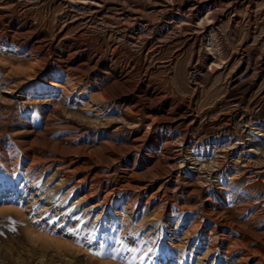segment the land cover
<instances>
[{
	"label": "rangeland",
	"instance_id": "obj_1",
	"mask_svg": "<svg viewBox=\"0 0 264 264\" xmlns=\"http://www.w3.org/2000/svg\"><path fill=\"white\" fill-rule=\"evenodd\" d=\"M59 1L0 0V7L51 35L64 24V19L57 23L64 10ZM245 13L240 11L243 17ZM104 21L91 23L84 38L78 34L83 24L75 21L59 37L81 45L84 60L77 54L68 63L60 59L63 42L44 53L0 44V80L15 86L11 96L0 93V264H264V214L257 218L256 210L248 208L255 199L227 193L214 179L194 190L185 176L176 182L153 163L167 138L181 139L179 130L160 126L167 117L164 110L178 111L193 92L188 53L173 59L169 47L154 59L164 65L173 59L151 77L174 104L138 108L120 96L127 85L104 73L110 68L109 41L114 32L128 28ZM259 21L249 43L262 50L261 42L254 44L263 30ZM222 24L228 48L236 49L248 34L247 19L232 34L228 20ZM118 39L121 57L130 56L129 50L138 52L139 47ZM96 52L99 65L93 67L87 58ZM258 61H252L251 69ZM227 62L224 73L218 69L199 78L197 112H208L214 121L234 100L227 83L239 60ZM263 82L262 77L253 91ZM251 95H243L240 109L259 112L264 124V106L246 107ZM202 127L200 119L193 131L194 151L216 137L231 136L218 134L217 127L206 133ZM198 154L197 162L216 168L211 156ZM190 162L187 169L196 170ZM248 181L239 192H258L263 186Z\"/></svg>",
	"mask_w": 264,
	"mask_h": 264
},
{
	"label": "bare ground",
	"instance_id": "obj_2",
	"mask_svg": "<svg viewBox=\"0 0 264 264\" xmlns=\"http://www.w3.org/2000/svg\"><path fill=\"white\" fill-rule=\"evenodd\" d=\"M59 2L63 4L64 10L59 14L57 23L64 19V24L58 25L57 31L51 35L41 34L35 24L26 19V21L21 18L13 19L10 9L0 7V30L4 31L0 34V44L17 50L44 53L55 50L56 44L63 42L65 54L59 58L68 63L76 54L84 60L85 54L82 46L75 41L67 40L66 37H62L61 40L59 38L73 22L79 21L83 24L78 33L80 37L85 36L90 24L96 21L105 20L108 23L116 22L126 25L128 29L114 32L113 39L111 38L107 45L106 61L110 68L104 73L114 77L118 84L127 85L120 95L126 97L125 103L130 101L138 108L143 106L150 110L158 104L163 108L174 104V98L167 100L169 96L166 91L158 87L159 84L157 85L151 77L153 70L161 69L164 65L163 62L157 63L154 60L155 57L164 48L169 47L174 48L171 52L173 59L174 56L181 57L188 53V69L191 82L194 84L193 92L184 99V105H180L181 108L178 111L164 110L167 117L160 126L170 132L179 130L181 139L177 142L167 138L164 141L165 146L163 145L165 148H162V152H155L153 154L155 161H152L156 166L158 162L160 167L167 169L168 176L176 177V182H183L184 179L181 176H185V180L192 182L194 190H199L201 184L208 182L207 185H209L214 179L227 193L231 191H238L237 194L244 193L255 199L248 208L256 210L257 218H260V214H264V124L261 123L259 112H250L243 107L240 109V106L244 99L243 95L248 93L252 95L246 107L254 110L256 107L264 106V82L253 91L260 78L263 77L264 81V25L262 32L254 41V44L258 41L262 43V50L256 49L249 43L250 37L256 33L260 25L259 19L264 24V0H60ZM79 9L87 13L78 16L75 12ZM243 9L246 12L244 17L240 15ZM224 19L228 20L231 34L237 32V26L242 19L248 21V34L236 49L230 50L223 37ZM11 32L13 36L10 35ZM117 38L139 47L138 52L129 50L130 56L122 55L121 57V44ZM97 57L96 52L94 57L87 58L89 64L94 63L93 67L99 65ZM256 58L259 60V65L256 70H253L250 66ZM173 59L165 65H172ZM233 59L239 60V66L233 72H229L227 83L230 99H234L233 104L229 110L217 114L214 121L208 116V112H197L199 78L209 77L218 69L224 73L229 66L227 61ZM224 60L226 64H223ZM208 63H210L209 68ZM245 64L248 65L246 68H244ZM14 92V84L8 83L5 79L0 80V93L11 96ZM120 96L118 95L119 100ZM176 104L178 105V102ZM200 119L203 125L201 130L204 132L208 133L212 127H217L218 134L231 136L216 137L208 146H201L194 151L191 148L196 138L193 131ZM234 120L238 121L236 129L232 124ZM212 143L215 144L213 151ZM198 153L211 156L216 163V168H206L203 159L197 162L199 160L194 157L199 158ZM190 161L195 162L193 164L197 165H195L196 170L187 169ZM248 180L252 183L261 181L263 186L258 192H253L252 188L239 192L240 189H244V181ZM239 199L246 201L243 197Z\"/></svg>",
	"mask_w": 264,
	"mask_h": 264
}]
</instances>
